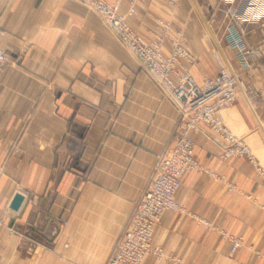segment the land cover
Segmentation results:
<instances>
[{"label":"crops","instance_id":"obj_1","mask_svg":"<svg viewBox=\"0 0 264 264\" xmlns=\"http://www.w3.org/2000/svg\"><path fill=\"white\" fill-rule=\"evenodd\" d=\"M174 1L193 57L183 65L197 83L216 77L212 52L221 44L241 84L222 110L224 123L264 167V18L242 23L256 52L246 70L223 24L215 25V43ZM164 3L138 1L130 22L145 31ZM201 4L215 15L228 5ZM88 18L72 0H0V49L11 59L0 73V264H105L156 156L184 127L136 60ZM189 135L203 171L175 193L183 212L164 213L155 227L164 256L141 264H264V179L245 158L222 159V140L206 129ZM18 193L24 200L13 210ZM222 233L242 247L232 254Z\"/></svg>","mask_w":264,"mask_h":264},{"label":"built area","instance_id":"obj_2","mask_svg":"<svg viewBox=\"0 0 264 264\" xmlns=\"http://www.w3.org/2000/svg\"><path fill=\"white\" fill-rule=\"evenodd\" d=\"M73 1L90 7L112 30L119 42L134 55L162 96L178 110L180 122L184 125L173 146L157 156L150 179L105 264H141L149 255L160 259L164 255L161 248L153 244L154 229L165 212H183V208L175 201V193L188 174L203 171L196 160L195 144L190 132L206 129L222 140V159L245 158L253 165L258 177L264 179V167L247 142L226 127L221 114L223 109L236 101L239 78L228 68L223 55L216 49L214 58L219 66L216 77L198 84L185 72L174 81L173 66L177 57L190 58L185 49L175 43L173 54L164 57L161 54V42L146 41L140 37L119 14L116 4L105 0ZM223 1L229 6L227 12L231 19L225 27L226 44L235 52L240 65L248 70L250 58L256 52L245 43L241 26L243 22L264 18V0ZM10 62V57L0 49V73ZM199 222L208 226L206 221ZM224 236L231 243L232 254L242 247L239 237ZM175 262L179 263L178 260Z\"/></svg>","mask_w":264,"mask_h":264},{"label":"rangeland","instance_id":"obj_3","mask_svg":"<svg viewBox=\"0 0 264 264\" xmlns=\"http://www.w3.org/2000/svg\"><path fill=\"white\" fill-rule=\"evenodd\" d=\"M105 1L110 3V4H116L117 5V9H118L119 14L122 17H124L126 23L129 24L140 37H142L146 41H156V40L160 41L161 42V54L164 57H170L173 54L174 47H176L175 43H177L181 49H185L186 53H188L190 58L185 59L183 56L177 57L175 64L173 66V68H174L173 80L174 81L178 80L177 79L178 76L184 74L185 72H187L191 76L190 72L186 70L185 65H183L185 63L190 65L192 63L193 57L190 53V49L186 45V38H185L184 31H181L180 29H178V25H177V23L179 21L178 2H176L174 0H164L165 3H164L163 8H161L159 5H155V11H156L155 15L150 18L149 22H146V26L148 28L145 29V31H142V30H137L135 28L134 24H132L130 22V19H131V17L136 15V11H137L136 10L137 9L136 4H137V2L141 1V3L143 5H146L148 0H127V1L126 0H105ZM217 1H218V3L220 2V3L225 4V5L227 4L223 0H217ZM77 3H79V2H77ZM124 3L126 4V9H124V5H125ZM79 4H81V3H79ZM180 4L182 6H186V10L188 9V11H190V15H188V17L186 19L187 22H192V21L200 22L201 25L203 26V32H204L206 38L213 39L214 41L216 40L217 42L219 40L221 41L220 36L216 37L214 29H215V25L217 22H219L220 24H223L225 27L230 23V20H231L230 15L227 12V9L229 8L228 5L226 6L227 9L225 10L224 14L215 15L214 11H212L213 9L210 11H207V9H205V7H203V5L201 4V0H181ZM81 5H83L86 12L89 15H91V19L88 18L86 20L87 21H93V22L94 21L99 22L102 25V27L104 28V30H106L119 43V45L122 46L124 48V50L126 52H128L136 60L137 64L139 65V62L134 57V55L119 42V40L117 39L115 34L112 32V30L100 19V17L92 9H90V7H88L84 4H81ZM216 41H215V43H216ZM225 47L226 46L223 45V48H225ZM216 49L218 51L222 52V46H221V44H219V42H218V44L216 43V48L212 52L213 58H214V53H215ZM215 62L217 63L216 60H215ZM226 63H227L228 68L231 69L230 65L228 64L227 61H226ZM139 67H140V65H139ZM218 68H219V66H218ZM140 70L145 74V72L141 69V67H140ZM202 82H200L198 84H201ZM154 87H155V85H154ZM158 92L160 93L159 90H158ZM160 95L164 100L169 102L166 98H164L162 96L161 93H160ZM177 112H178V110H177ZM178 116H179V113H178ZM179 122H180V116H179ZM167 149H169V147ZM167 149H165L164 151H166ZM163 152H161V153H163ZM160 154H158V155H160ZM157 156H156V158H157ZM149 179H150V177H149Z\"/></svg>","mask_w":264,"mask_h":264},{"label":"water","instance_id":"obj_4","mask_svg":"<svg viewBox=\"0 0 264 264\" xmlns=\"http://www.w3.org/2000/svg\"><path fill=\"white\" fill-rule=\"evenodd\" d=\"M24 200V197L21 194H16L10 204V208L13 210H19L21 207V204Z\"/></svg>","mask_w":264,"mask_h":264},{"label":"bare ground","instance_id":"obj_5","mask_svg":"<svg viewBox=\"0 0 264 264\" xmlns=\"http://www.w3.org/2000/svg\"><path fill=\"white\" fill-rule=\"evenodd\" d=\"M230 70H231V69H230ZM232 73H233V72H232ZM234 75H235L236 77H238L236 73H234ZM238 84H239V86L241 85V84H240V81L238 82ZM174 197H175V196H174ZM175 201H176V200H175ZM176 203H177V202H176ZM177 204H178V203H177ZM167 212H168V211H167ZM165 213H166V212H165ZM161 218H162V217H161ZM154 230H155V229H154ZM153 238H154V233H153Z\"/></svg>","mask_w":264,"mask_h":264}]
</instances>
